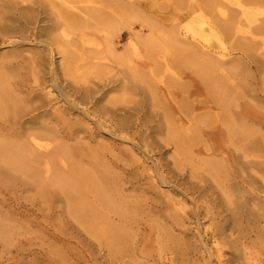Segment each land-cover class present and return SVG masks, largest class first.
Masks as SVG:
<instances>
[{
	"label": "bare ground",
	"instance_id": "bare-ground-1",
	"mask_svg": "<svg viewBox=\"0 0 264 264\" xmlns=\"http://www.w3.org/2000/svg\"><path fill=\"white\" fill-rule=\"evenodd\" d=\"M248 1L0 0V134L48 133L50 140L35 146H54L52 162L63 156L71 170L47 166L34 174L25 147L1 137L0 163L20 174L11 176L37 179L40 206L69 215L93 236L115 230L117 219L149 212L163 214L181 233L190 215L216 229L215 241L231 237L250 220L252 202L264 201V169L253 163L248 141L254 126L264 127V110L252 106L244 70L228 67L234 59L201 40L241 39L240 20L252 18ZM200 10L216 21H200L192 36L185 34L179 24ZM146 11L170 21L149 24L151 34L143 39L135 29ZM162 22L171 26L167 33ZM165 36L170 51L153 52ZM46 51L59 55V64ZM197 117L203 118L199 127L192 124ZM60 137L79 139L75 152L55 144ZM154 137L174 147L173 165L189 181L168 179L147 148ZM238 137L245 142L241 153L231 147ZM202 200V211L194 208ZM261 216L247 230L264 242ZM6 230L0 223L5 251L17 239ZM239 250L230 261L252 264L249 247L243 243Z\"/></svg>",
	"mask_w": 264,
	"mask_h": 264
},
{
	"label": "rangeland",
	"instance_id": "rangeland-1",
	"mask_svg": "<svg viewBox=\"0 0 264 264\" xmlns=\"http://www.w3.org/2000/svg\"><path fill=\"white\" fill-rule=\"evenodd\" d=\"M234 1L236 4L242 2V0ZM244 5L252 9V18L240 20L241 30L238 36L241 39L234 42L226 40L223 36L218 38L211 35L209 39L201 41L210 49L228 55V59H234L228 67L233 66L244 70L252 90V106L264 110V0H249ZM261 9L262 12H260ZM141 14L135 31L139 38L143 39L151 34L148 29L149 24L170 21L148 11ZM200 21L216 20L205 10H200L193 17L181 22L179 27L185 34L192 36L191 28ZM160 26L165 32L171 27L163 22ZM205 27H208V24ZM123 33L121 51L128 43L129 31L125 29ZM10 46L5 45V51H8ZM169 47L170 43L165 36L151 49L157 54L165 55L167 50L170 51ZM141 48L143 51L146 50L144 45H141ZM45 53L49 60L59 64V55L50 56L48 51ZM162 66L165 67V63H162ZM183 70L191 72L190 68L185 67ZM56 85L66 90L62 80H59ZM57 86L51 83L49 89L60 97ZM112 95L115 96L117 93ZM202 122L203 118L197 117L192 120V124L197 127L201 126ZM48 136V133L38 129L21 134H0L2 139L15 140L21 144V147H25L24 156H27L30 163L32 162L34 174L39 173L40 168L47 166L51 171L56 168L70 171L71 165L63 156H57L55 163L52 162L56 151L54 146L46 150L35 146L39 140L49 141ZM248 141L253 145L250 152L253 163L264 169V127L254 126ZM148 142L150 145L147 148L164 165L165 174L172 184L179 182L181 185L189 181L191 176L186 172L185 180H183L173 165L175 156L173 146H168L159 137H154ZM59 143L68 151L75 152L79 139L60 137L55 144ZM244 146L245 142L241 137L235 140L234 146L231 145L232 148L236 147L239 153L243 152ZM144 151H140L141 155H144ZM85 165L88 167L86 163ZM11 175L20 174L0 163V223L4 225L7 232L11 231L10 234L17 236L14 244L7 251L3 250L4 243L0 241V264H219L221 261L222 264H239L238 261H230V258L232 254H240L239 249L243 243L249 247L251 263L264 264V242L257 239L255 233L249 237L247 230V227L253 226L251 220L257 219V216L262 215L261 222H264V201L252 202L254 213L249 217L250 224L249 221L240 223L238 227L241 230L231 232L233 235L227 238L217 235L216 241L212 238V233L216 229L210 228L207 220H202V224L199 225L198 220L189 215L187 231L181 233L171 228L172 224L163 214L149 212L132 213L128 218H123L122 223H118L117 219L114 222L115 230L109 229L110 231L93 236L69 215H62L47 208L44 210L40 206L41 197L36 184L37 179L27 180L24 177L20 179ZM168 188L171 189V187ZM204 203L205 200H202L194 208L199 206L202 211L201 206ZM65 204V202L60 203L63 208ZM202 240L206 248L203 247ZM245 251H248V248ZM244 260L242 259V262Z\"/></svg>",
	"mask_w": 264,
	"mask_h": 264
}]
</instances>
